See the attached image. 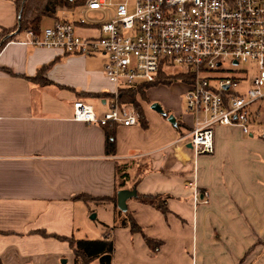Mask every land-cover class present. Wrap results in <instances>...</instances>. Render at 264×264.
<instances>
[{"label":"crops","instance_id":"crops-1","mask_svg":"<svg viewBox=\"0 0 264 264\" xmlns=\"http://www.w3.org/2000/svg\"><path fill=\"white\" fill-rule=\"evenodd\" d=\"M15 1L0 0V36L17 26ZM26 41L25 33L16 34L0 50L1 264L65 251L68 243L51 236L74 237L76 203H91L79 198L116 190L167 196L168 213L128 200L136 224L162 246L152 253L139 234L117 228L111 264H264V136L220 128L213 154L194 157L177 142L184 135L142 102L146 127L113 126L115 155L106 156L103 128L74 121L72 110L78 100L96 101L87 104L97 115L109 110L111 98L88 95L112 93L106 59ZM45 66L49 84L27 79ZM183 117L191 128V117Z\"/></svg>","mask_w":264,"mask_h":264},{"label":"built area","instance_id":"built-area-1","mask_svg":"<svg viewBox=\"0 0 264 264\" xmlns=\"http://www.w3.org/2000/svg\"><path fill=\"white\" fill-rule=\"evenodd\" d=\"M70 11L77 17L57 19L40 34L29 30L25 36L34 47L106 59L103 72L113 88L109 110L97 115L78 100L74 121L137 126L136 110L118 102L119 91L153 83L160 68L175 66L195 75L184 94L191 130L177 141L190 145L194 157L213 154L214 126L248 134L250 121L259 118L252 107L264 101V0H83ZM79 30L93 33L81 36ZM224 60L234 69L245 66L236 70L250 76L242 92L235 89L246 79L209 76Z\"/></svg>","mask_w":264,"mask_h":264},{"label":"trees","instance_id":"trees-1","mask_svg":"<svg viewBox=\"0 0 264 264\" xmlns=\"http://www.w3.org/2000/svg\"><path fill=\"white\" fill-rule=\"evenodd\" d=\"M83 0L78 1L77 3H73L72 0H16V12H17V26L14 29L4 31L0 36V50L1 48L9 41H11L16 34L25 33L26 31H33L35 34H39L40 32V24L44 19H54L55 21L57 18V11L58 10H71L75 6L80 5ZM17 30V32H16ZM16 32L14 35H11L12 32ZM49 66H45L38 70L37 74L34 77L27 78L31 83L37 84L40 86H44L49 84L47 80L43 78L44 73L46 72ZM195 75L191 71L187 72H178L176 74H172L169 72L164 71L160 68L156 81L153 83H148L140 86H135L133 88H125L119 91L118 95V102L120 104H131L137 112L138 115V122L140 125L145 128L146 122L143 113V109L141 107L142 102L148 101L146 93L151 88H157L159 86H171L173 82L182 81L184 84H190L193 82ZM82 95V94H79ZM92 97L96 98H112V94H88ZM162 118L167 121L172 128L178 134H182L181 136L185 135V131L191 129L185 127L180 119H176L173 117V122H169L168 117L169 115L165 113V115H161ZM115 124H107L105 126H100L103 128L105 133V154L106 156H114L115 155V133L114 127ZM182 129L185 131L183 132ZM123 177V176H121ZM137 184V183H136ZM136 184L134 185L133 189L135 188ZM117 190L111 197H82L85 203H94L97 205H106L110 204L114 207L116 211L122 213L117 209ZM140 203L150 206L160 212L162 215L166 216L168 213L167 208V196L163 195H141L136 192V197ZM125 214L124 222L120 224H115L111 228V233L117 228H124L128 227L132 234H139L145 245L152 253H157L162 246L161 241H156L148 236H146L143 230L136 224L134 218L131 216V213L127 209ZM120 215V214H119ZM52 238L67 242L69 247L72 249L74 255V264H90L93 261H98L99 264H111L112 256L114 253V241L113 239H109L105 237L104 239L97 240V241H90V240H75L74 237L65 238L59 236H51ZM1 264V261H0Z\"/></svg>","mask_w":264,"mask_h":264},{"label":"rangeland","instance_id":"rangeland-1","mask_svg":"<svg viewBox=\"0 0 264 264\" xmlns=\"http://www.w3.org/2000/svg\"><path fill=\"white\" fill-rule=\"evenodd\" d=\"M78 12H66V10H58L57 11V18L58 19H69L70 17L76 18ZM88 20L93 19V16H88ZM42 22V28L49 27L51 25L50 19H45ZM87 30H79V34L84 36ZM223 67L218 70L217 72H212L209 76L210 77H236V78H243L246 79L243 83L239 85L235 90L242 92L244 88L247 87L250 76H242L240 73H237V69L243 68L244 65H240L238 68H232V62L229 60L223 61ZM166 72H170L172 74H176L183 70V68L175 66L166 69ZM186 85L182 83V81L173 82L171 86H160L157 88H153L150 91H147L148 101L143 102V107L145 110H151V105L157 103L163 110L164 113L172 116L176 119H181L183 117V108H184V94L186 92ZM89 104L94 106H99L96 101L88 100ZM253 109H259L260 116L257 121L253 122L250 121L249 129L250 132L248 135L254 136L255 138H261L264 136L262 133V129L264 128V101L257 102L253 105ZM108 107L102 108L103 111H107ZM153 111V110H151ZM154 112V111H153ZM156 113V112H155ZM158 114V113H156ZM162 117L160 114H158ZM224 128L221 126H214V133L220 129ZM260 130V132H258ZM204 156V155H202ZM135 199V198H131ZM129 199V200H131ZM198 202H203V200H198ZM113 208L111 205H95V204H87L84 205L82 203H76V211H75V233L74 238L75 240H90V241H97L108 237L109 239L112 238L111 235V228L114 224H120L125 220V214L119 213L118 211ZM120 214V215H119ZM210 219L209 221L214 225V222L218 219L213 216V214H209ZM115 222V223H114ZM212 235L217 237L218 233L215 232V229H211ZM200 232L198 237H200ZM65 248V247H64ZM59 252L58 250H51L49 253H46L43 256L29 258L25 260H18L14 262L11 259V262L14 264H74V255L72 249L69 247L66 248L65 251L62 250ZM90 264H99L98 261H93Z\"/></svg>","mask_w":264,"mask_h":264},{"label":"water","instance_id":"water-1","mask_svg":"<svg viewBox=\"0 0 264 264\" xmlns=\"http://www.w3.org/2000/svg\"><path fill=\"white\" fill-rule=\"evenodd\" d=\"M151 110H153L154 112H156L160 115H165L162 108L157 103H154L151 105ZM168 120H169V122H173V117L169 116ZM187 147L191 148L190 145H187ZM135 197H136V191L135 190H131V191L120 190V191H118L117 195H116L117 209L119 211H121L122 213H125L127 211V201L129 199L135 198Z\"/></svg>","mask_w":264,"mask_h":264}]
</instances>
